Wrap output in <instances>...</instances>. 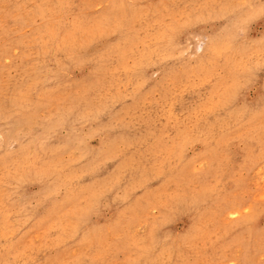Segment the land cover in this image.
Segmentation results:
<instances>
[{
	"label": "rangeland",
	"instance_id": "1",
	"mask_svg": "<svg viewBox=\"0 0 264 264\" xmlns=\"http://www.w3.org/2000/svg\"><path fill=\"white\" fill-rule=\"evenodd\" d=\"M0 264H264V0H0Z\"/></svg>",
	"mask_w": 264,
	"mask_h": 264
}]
</instances>
